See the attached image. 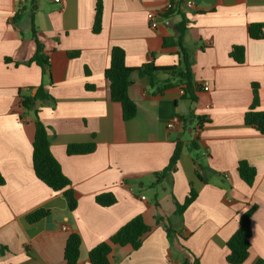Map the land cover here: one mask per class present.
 <instances>
[{"label": "crops", "instance_id": "crops-1", "mask_svg": "<svg viewBox=\"0 0 264 264\" xmlns=\"http://www.w3.org/2000/svg\"><path fill=\"white\" fill-rule=\"evenodd\" d=\"M102 1L99 34L93 32L98 0L38 2L34 26L50 65L44 75L33 62L37 45L29 1L0 0V173L5 181L0 264H66L73 233L82 238L79 264H91L89 252L138 216L150 232L139 250L114 246L112 264H228L227 243L242 214L253 207L250 254L243 264L264 261V135L244 122L253 85L264 111V36L249 35L252 25L264 26V0H183L181 13L169 12L175 8L172 0ZM149 13L158 15L156 29ZM182 15L188 20L183 45L193 58L196 100L185 96L183 85L162 91L166 82H178L169 74L155 73L152 86L136 72L129 96L137 115L125 121L105 77L112 49L122 48L132 69L178 66L181 50L173 43ZM234 47L246 49L245 63L233 60ZM40 87L52 99L37 101L36 109L76 194L73 212L62 193L39 181L33 169L36 115L22 108L20 94L36 96ZM174 119L180 123L169 129ZM194 141L197 150L190 149ZM90 143L96 145L91 154L67 152L70 145ZM178 144L183 150L174 171L155 186V174L168 167ZM241 161L257 171L252 187L240 178ZM192 188L196 201L177 216V204ZM106 193L116 197L115 205L97 204V196ZM39 209L51 213L28 223L27 216ZM169 224L173 238L166 231Z\"/></svg>", "mask_w": 264, "mask_h": 264}, {"label": "trees", "instance_id": "trees-1", "mask_svg": "<svg viewBox=\"0 0 264 264\" xmlns=\"http://www.w3.org/2000/svg\"><path fill=\"white\" fill-rule=\"evenodd\" d=\"M28 9L32 13V37L36 42L37 50L34 56L33 62H35L41 69L43 74H47L50 68L49 61L44 55V46L40 42L37 35V30L34 26L35 12L37 11V4L40 0H28ZM183 0H172V7L175 8L169 11L174 13L178 11L181 13V6ZM24 9L21 8L16 16L13 18V22L16 23L20 20ZM103 1L98 0L95 11V21L93 32L99 34L102 30L103 21ZM263 25H252L249 29L250 38L253 40L263 39L264 32ZM178 38L175 43L180 47V64L178 66L169 68H157L154 65L148 64L146 70L132 69L126 64V53L120 47H114L111 53V62L109 68L105 72V77L109 82L112 101L119 103L123 109V118L125 121L134 119L137 115V106L131 100L129 96V89L133 84V74L138 72L142 76H146L149 79V83L154 85V74L163 72L169 74L172 79L178 81L173 83L172 81L166 82L164 89H170L177 85H183L184 94L186 97L195 101L194 90L196 85L194 83V76L192 71V55L184 48L183 42L186 32L188 30V20L182 15V20L177 26ZM172 44V43H171ZM75 55V54H74ZM73 55V56H74ZM231 57L238 64L245 63L246 49L244 47H234L231 52ZM9 61V60H8ZM21 106L26 111H34L36 115V134L33 142V169L35 175L39 181L45 184L49 189L56 193H62L66 199L69 212L76 210L78 206V200L75 192L71 189V182L64 175L61 165L54 157L51 151V143L48 136L46 126L40 121L39 111L36 109L37 101H44L52 99L43 87H40L36 96H22ZM260 96L259 88L257 85H253V102L249 111L245 114V125L254 128L261 135H264V111L259 110ZM201 124L205 123L204 119H200ZM197 150L196 142H192L190 149ZM96 145L79 144L70 145L67 148L69 155H87L95 151ZM183 150L182 144L176 146L175 152L170 160L168 167L161 173L155 174L156 182L155 186L161 184L164 179L174 171L181 153ZM206 170H209L206 168ZM238 172L241 180L249 187H252L256 181L257 171L247 161H241L238 165ZM5 181L0 173V185H4ZM198 192L195 189H191L189 196L186 198L183 204H177V216L182 217L185 211L196 201ZM96 202L102 207H111L116 204V197L111 193H106L97 196ZM256 208L253 207L240 217V226L237 232L228 241L227 247L229 250L227 256L228 264H243L249 257L252 238V217ZM50 210L39 209L27 216V221L30 224H35L50 215ZM166 231L169 238H173L175 232L171 225L166 227ZM150 232V227L145 223L143 217L138 216L124 225L109 241L103 242L96 246L89 252V259L91 264H112L110 255L114 246L121 247L131 246L134 250H139L142 246L143 240ZM82 248V238L80 235L73 233L69 236L65 248L64 258L66 264H79ZM187 264V263H185ZM258 264H264V261H260Z\"/></svg>", "mask_w": 264, "mask_h": 264}, {"label": "built area", "instance_id": "built-area-1", "mask_svg": "<svg viewBox=\"0 0 264 264\" xmlns=\"http://www.w3.org/2000/svg\"><path fill=\"white\" fill-rule=\"evenodd\" d=\"M61 0H55L56 3H60ZM171 8V6H170ZM188 8H193L192 4H188ZM148 21L150 23V26L152 29H156L159 25V21H158V15L155 13H149L148 14ZM204 90L208 91L209 90V86L208 84H205L204 86ZM180 123V120L178 119H174L171 122L168 123V128L169 129H174L178 124ZM145 197H142V200H145Z\"/></svg>", "mask_w": 264, "mask_h": 264}]
</instances>
